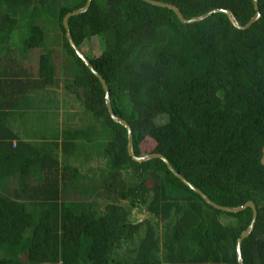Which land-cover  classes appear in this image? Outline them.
<instances>
[{"label":"trees","instance_id":"1","mask_svg":"<svg viewBox=\"0 0 264 264\" xmlns=\"http://www.w3.org/2000/svg\"><path fill=\"white\" fill-rule=\"evenodd\" d=\"M155 1L176 6L188 20L226 9L246 25L255 15L252 0ZM86 2L0 0V38L18 28L20 15L56 4L61 30L50 52L42 30L29 26L23 51L36 52L37 62L19 65L4 53L0 264H238L236 244L251 223L250 208L214 209L163 161L129 157L127 131L110 118L100 81L66 39L64 17ZM258 4L261 18L245 31L223 14L184 25L172 11L140 0H92L69 19L78 48L100 40L101 54L86 57L105 79L114 113L130 125L137 157L163 155L222 207L254 203L243 264H264V0ZM34 67L32 86L64 88L83 125L30 141L22 139L30 136L25 129L5 126L2 109L21 111L29 92L17 72ZM160 118L167 122L157 124ZM79 158L86 164L77 166ZM93 159L103 165L93 167ZM134 210L149 218L138 223Z\"/></svg>","mask_w":264,"mask_h":264},{"label":"crops","instance_id":"2","mask_svg":"<svg viewBox=\"0 0 264 264\" xmlns=\"http://www.w3.org/2000/svg\"><path fill=\"white\" fill-rule=\"evenodd\" d=\"M17 73L22 75L21 78L24 81L28 82L25 87L29 92L25 101L19 102V104H22L21 111L19 110L16 113L12 107L2 109L4 116L7 117L4 121L6 127L14 129L18 134H23L26 130L30 136L22 139L30 141L41 138L43 134H46L47 137L45 138H52L58 133L84 124L82 111L72 106V104L67 105L70 95L66 92V95L64 94V88L45 89L32 86L38 78L37 67H34V70H23ZM12 111L13 113H11ZM94 162H96V165H94ZM75 163L77 166L86 164L81 158ZM90 163H93V167L99 168L101 166L98 159H93ZM3 255V253H0V256Z\"/></svg>","mask_w":264,"mask_h":264},{"label":"water","instance_id":"3","mask_svg":"<svg viewBox=\"0 0 264 264\" xmlns=\"http://www.w3.org/2000/svg\"><path fill=\"white\" fill-rule=\"evenodd\" d=\"M146 4H149L151 6L154 7H159V8H163V9H167L172 11L176 17L178 18V20L184 24V25H191V24H195V23H199L202 22L204 20H207L209 18H211L213 15L216 14H223L225 15L229 22L231 23V25L239 30V31H245L248 30L253 24H255L260 18H261V14L259 11V4H258V0H252L253 1V7H254V11H255V15L253 16V18L246 24V25H241L238 20L236 19V17L234 16V14L230 11V10H226V9H215L212 10L202 16L196 17V18H192L190 20L186 19L183 14L181 13V11L176 7L173 6L171 4H167V3H163V2H159V1H155V0H140ZM92 4V0H87L86 5L78 10H75L71 13H68L64 19H63V26L64 29L66 31V39L70 45V47L73 49V51L75 52V54L81 59V61L84 63V65L89 69V71L95 75L98 80L100 81L103 91H104V97H105V105L107 108V111L109 113L110 118L112 119L113 122H115L116 124L122 126L126 131H127V151H128V155L129 157L139 163V164H143L155 159H159L161 161L164 162V164L166 165V167L168 168V170L177 178L179 179L187 188H189L191 191H193L194 193H196L197 195H199L203 201H205L206 204H208L209 206H211L214 209H217L219 211H224L227 213H240L244 210H246L247 208H250L252 210V220L251 223L249 225V227L241 234V236L239 237V239L237 240V244H236V257H237V262L238 264H243V258H242V250H241V245L242 242L249 237V235L252 233L256 220H257V209L256 206L254 205V203L252 202H248L246 203L244 206L241 207H237V208H227V207H222L216 203H214L212 200H210L201 190H199L198 188H196L193 184H191L186 178H184L179 172L176 171V169L170 164V162L161 154H151V155H147V156H143V157H137L134 152H133V133H132V129L130 127V125L123 119H121L120 117L116 116V114L114 113L113 109H112V104H111V99H110V92H109V88L108 85L105 81V79L100 76L96 70L94 69V67L91 65V63L89 62L88 58L86 57V55L83 53V51L78 48L76 46V44L74 43L73 39H72V35L70 32V27H69V19L75 16H78L80 14H83L85 12H87L89 10V8L91 7Z\"/></svg>","mask_w":264,"mask_h":264},{"label":"rangeland","instance_id":"4","mask_svg":"<svg viewBox=\"0 0 264 264\" xmlns=\"http://www.w3.org/2000/svg\"><path fill=\"white\" fill-rule=\"evenodd\" d=\"M57 7L58 4L52 6L51 9H45V10L38 9L32 15V17L30 16V11H28L27 14L23 16L22 15L19 16L18 28L13 31V33L7 40L4 38H0V60H2V64L0 63V71L3 70L2 67H4L3 57L5 56L4 53L6 52L7 49L11 52L12 56H10V58L19 61V65L25 66L26 64H28L29 60H36L37 57L36 52L31 51L30 53H28L29 52L28 51L26 52V54H24L23 51L24 48L23 41L28 37L30 25L37 26L42 30L44 34L45 48L50 52L54 50L57 43L60 42V36H61V30L57 21V17H58ZM82 51L86 56L98 57L102 51L100 40L98 38H93L91 42L83 44ZM29 55H32V57H30ZM16 61L8 62V64L13 65L15 64ZM64 94L66 95L65 91ZM75 102L76 100L74 96L72 97L70 96V100H68L67 105L72 104V106H74V104H76ZM75 119L78 120L77 118ZM166 122H167L166 118H160L159 120H157V124H163ZM96 141L102 142L101 139H97ZM104 146H105V141H103V146L98 145L96 147L100 148V153H102ZM97 150L99 151V149ZM94 165H96V162H94ZM102 165L103 163H101V166ZM71 199H72L71 201H73V198ZM147 218H149L147 213L146 214L139 213L138 211L134 210L133 220H138V223H142Z\"/></svg>","mask_w":264,"mask_h":264}]
</instances>
